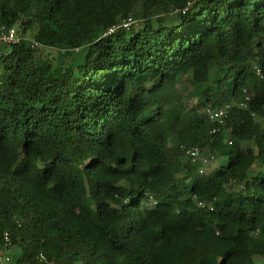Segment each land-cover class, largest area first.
<instances>
[{
    "label": "trees",
    "instance_id": "16d2710c",
    "mask_svg": "<svg viewBox=\"0 0 264 264\" xmlns=\"http://www.w3.org/2000/svg\"><path fill=\"white\" fill-rule=\"evenodd\" d=\"M2 28L14 264H264V0H0Z\"/></svg>",
    "mask_w": 264,
    "mask_h": 264
},
{
    "label": "built area",
    "instance_id": "2783aa9c",
    "mask_svg": "<svg viewBox=\"0 0 264 264\" xmlns=\"http://www.w3.org/2000/svg\"><path fill=\"white\" fill-rule=\"evenodd\" d=\"M133 25H138L137 20L132 18H127L123 20L121 23L110 27L106 34H113L118 29L129 30V28ZM19 42V38L16 35V31L14 28L1 29L0 31V44L4 45H14ZM32 47H38V44L33 42ZM228 106L220 109H207L206 115L209 120L214 123V127L210 131L211 135L217 133L220 127L224 126L225 118L227 117ZM230 143V142H229ZM185 157L189 159L192 163H195L198 159H201L202 166L199 169V175L211 174L216 167H214L215 159L213 155L206 156L200 153L198 148H191L185 151ZM10 247V238L7 234L3 236L2 242L0 243V264H8L7 263V255ZM38 264H45L46 259L43 255H39L37 258ZM24 264H31V262H27Z\"/></svg>",
    "mask_w": 264,
    "mask_h": 264
},
{
    "label": "rangeland",
    "instance_id": "374dc122",
    "mask_svg": "<svg viewBox=\"0 0 264 264\" xmlns=\"http://www.w3.org/2000/svg\"><path fill=\"white\" fill-rule=\"evenodd\" d=\"M138 24L141 22L140 20H137ZM178 91L183 94L188 101H190L191 103L194 101V97L193 94L191 93L188 83L186 81L185 78H182L179 80L178 83ZM223 157L219 156V155H215V163H214V167H218L220 164H222L223 162ZM262 171H264V168L261 169ZM260 171V167L258 165H256V167H254L251 172L249 173V177H253L257 174V172ZM15 253V250L10 249L8 251V255ZM7 255V256H8Z\"/></svg>",
    "mask_w": 264,
    "mask_h": 264
},
{
    "label": "crops",
    "instance_id": "0c3cea01",
    "mask_svg": "<svg viewBox=\"0 0 264 264\" xmlns=\"http://www.w3.org/2000/svg\"><path fill=\"white\" fill-rule=\"evenodd\" d=\"M10 255H11V254H10ZM10 255H8V257H7V258H8V259H7V263H8V264H14V262H13L11 259H9V258H10Z\"/></svg>",
    "mask_w": 264,
    "mask_h": 264
}]
</instances>
